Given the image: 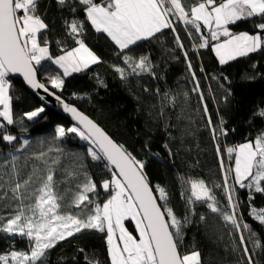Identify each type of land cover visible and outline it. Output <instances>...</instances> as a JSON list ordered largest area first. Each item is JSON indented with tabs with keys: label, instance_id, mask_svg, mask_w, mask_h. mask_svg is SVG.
I'll list each match as a JSON object with an SVG mask.
<instances>
[{
	"label": "trees",
	"instance_id": "1",
	"mask_svg": "<svg viewBox=\"0 0 264 264\" xmlns=\"http://www.w3.org/2000/svg\"><path fill=\"white\" fill-rule=\"evenodd\" d=\"M185 2L194 5L197 0ZM37 11L48 25L45 39L53 57L64 55L65 51L78 46L68 27L75 20L84 25L80 38L101 60V63L67 77H63L57 66L45 61L48 67L46 71L38 73L39 82L51 88L50 77L61 75L64 79L63 89H51L66 103L73 104L91 118L117 144L123 145L138 160L145 161L150 186L155 188L159 185L166 189L168 206L182 224L187 217L188 222L182 228L184 238L180 244L181 251H199L202 264H247L248 258L243 253L244 247H247L253 264H264V226L250 214L252 207L257 211L264 209V193L240 188L235 184L234 173H227L229 185L234 188L233 199L239 204L237 214L240 222L249 224L259 241V247L254 249L253 239L249 238L247 231L226 225L218 214L212 213L204 204L196 202L189 205L190 184L186 182L204 180L220 205L231 212L223 187L226 173L221 168V160L225 169L234 167V161L228 158L226 149L254 140L264 133V117L258 115L264 109V51L221 65L212 51V46L218 41L211 40L208 30L202 29V33H196L191 25H185L173 17L176 32L165 29L157 34L158 39L141 42L128 52L137 60L147 56L153 65L154 75L132 74L127 80H122L114 66L131 72L124 64L123 54L118 55L120 50L106 34L96 33L86 21L84 6L79 4V0H69L64 7L58 5L57 0H39ZM259 22V18H252L228 27L233 34H256L259 31L256 23ZM201 35L209 39L206 48L198 47ZM176 36H179L183 49L178 46ZM189 63L192 64L191 71L188 69ZM9 80L12 84L10 94L13 97L14 118L22 123L7 126L6 134L18 138L12 144L2 140L5 133L0 131V174L8 171L11 155L19 157L17 161L23 167H29L32 161L33 165L43 168V162L35 159L43 152L47 154L45 159L49 164L60 169L55 172L57 179L63 178V169L71 167L87 172L98 186V195H89L102 205L109 194L100 185L110 179L111 172L87 155L89 144L86 141L73 133L63 138L56 137L57 126L65 129L73 127L61 115L45 107L40 117L28 121L24 114L43 105L20 81L10 77ZM197 83L200 85L199 93L194 91ZM165 93L169 99L163 101L164 115H161V97ZM200 94L204 97L203 103ZM173 98L174 103H170ZM204 104L209 109L208 115L213 125L218 129L216 139H213L207 124ZM0 123L6 122L0 118ZM220 127L226 130V135L219 132ZM24 140L29 141L27 147L17 151ZM218 146L221 149L219 154ZM57 157L60 165H52L51 161ZM154 194L158 196V193ZM250 194L254 198L249 199ZM0 204L3 202L0 201ZM12 206H0V216L10 215L15 208L13 203ZM201 216L205 219L201 220ZM124 223L128 231L138 238L133 221L129 219ZM241 235L245 237L244 244L240 242ZM80 249H84V252ZM12 250L29 251L28 240L0 233V254ZM85 255L99 261V264H110L106 232L85 230L58 243L48 251L47 264H87Z\"/></svg>",
	"mask_w": 264,
	"mask_h": 264
},
{
	"label": "snow or ice",
	"instance_id": "2",
	"mask_svg": "<svg viewBox=\"0 0 264 264\" xmlns=\"http://www.w3.org/2000/svg\"><path fill=\"white\" fill-rule=\"evenodd\" d=\"M68 2L69 0H57L61 7ZM38 4L39 0H0V118L6 122L0 123V131L5 133L2 134V140L12 144L18 139L6 133L8 125L22 123L14 118L13 97L10 94L12 84L9 80L11 75L19 74L32 89H43L49 96H53L63 107V111L76 121L77 126L67 129L57 126L56 137L63 138L68 133H73L89 144L87 155L111 172L110 179L104 180L100 185L109 195L102 205L97 203L89 195H98L97 183L87 172L77 171L74 167L63 169V178L57 179L55 172L60 169L49 164L45 159L46 153L42 152L35 157L43 162L44 167L34 165L29 173H22L16 164L19 157L11 155V172L0 174V201L3 202L0 206L11 207L12 202H15V208L8 217L0 216V233L7 234L8 237L26 238L29 251L12 250L7 254H0V264H47L49 250L85 230L106 232L110 264H202L199 251H181L180 244L184 238L182 228L188 222L187 217L182 224L181 219L168 206L166 189L159 185L155 188L150 186L145 161L138 160L76 107L65 103L59 95L38 81V73L47 70L45 61L61 69L63 77L101 63L100 58L80 38L84 25L75 20L68 27L78 46L65 51L64 55L53 57L45 39L48 25L38 14ZM79 4L84 6L86 21L95 32L106 34L120 50L118 55L123 54L124 64L131 72L114 66L122 80H127L132 74L154 75L153 65L147 56H141L137 60L128 52L141 42L158 39L157 34L165 29L176 32L173 17L185 25H191L196 33L207 29L213 41L226 37L212 46L221 65L238 57L264 51V0H197L194 5H188L185 0H79ZM72 10L75 11L74 8ZM252 18H259L261 21L256 23L258 33L233 34L229 30V25ZM200 39L199 48L209 46L208 38L201 35ZM176 42L183 49L179 36H176ZM185 58L188 59L187 52ZM188 69L192 70L191 63L188 64ZM193 79H196L195 73ZM50 84L52 89L62 90L64 79L61 75L51 76ZM199 89L200 85L197 83L194 91L199 93ZM168 99L167 93L161 97V115H164L163 101ZM200 100L203 103L202 94ZM170 103H174V98ZM44 111L42 106L24 115L28 121H32ZM203 112L208 116L207 124L213 139H216L218 129L208 115L206 104ZM258 115L264 117V109ZM223 123L221 118V124ZM219 132L227 134L222 127ZM28 143V140H24L16 150L22 151ZM169 152L171 154V150ZM220 152L218 146L217 153ZM226 152L228 158L234 161V167L225 169L221 160V168L226 173L223 187L231 212L220 205L202 179L186 181L190 184L187 203L204 204L212 213L218 214L226 225L247 231L249 238L253 239L255 249L259 247V241L250 225L240 222L237 214L239 204L233 199L234 188L229 185L227 173L234 172L235 184L240 188L264 193V133L254 140L228 147ZM51 164L60 165L59 158L53 159ZM61 184L64 185L63 188L60 187ZM154 193H158V196ZM252 198L254 197L250 194L249 199ZM250 214L264 226V209L257 211L252 207ZM129 219L135 222L138 238L125 227L124 222ZM200 219L204 220L205 217L201 216ZM240 242L245 243L243 235L240 236ZM79 251L84 252V249ZM243 253L248 258L247 264H253L247 247H244ZM85 260L87 264H99V261L89 259L87 255Z\"/></svg>",
	"mask_w": 264,
	"mask_h": 264
},
{
	"label": "water",
	"instance_id": "3",
	"mask_svg": "<svg viewBox=\"0 0 264 264\" xmlns=\"http://www.w3.org/2000/svg\"><path fill=\"white\" fill-rule=\"evenodd\" d=\"M10 78L15 79L20 81L22 84H24V86L26 87L27 91L32 94L33 96L36 97V99L38 100V102L44 106V108H48L51 111H53L54 113L61 115L63 118H65L66 120H69L70 123L73 126H77L76 125V121H74L71 117V115L69 113H66L63 111V107L55 100V98L53 96H49L47 93H45L43 91V89H32L23 79L22 76H20L19 74H13L10 76ZM37 79H38V75H37ZM39 81V80H38ZM50 91L54 92L51 88H49ZM56 95H58L56 93ZM41 97H44L45 99H41ZM50 102V103H49ZM66 103V102H65ZM67 104H69L70 106L75 107L73 104H70L67 102ZM78 111H80L79 109H77ZM81 112V111H80ZM82 113V112H81ZM86 115V114H84ZM87 116V115H86ZM88 117V116H87ZM89 118V117H88ZM91 119V118H89ZM92 120V119H91ZM93 121V120H92ZM94 122V121H93ZM95 123V122H94ZM98 125V124H97ZM99 126V125H98ZM100 127V126H99ZM101 128V127H100ZM102 129V128H101ZM103 130V129H102ZM104 131V130H103ZM105 132V131H104ZM106 133V132H105ZM109 136V135H108ZM110 137V136H109ZM111 138V137H110ZM115 142V141H114ZM155 195V194H154Z\"/></svg>",
	"mask_w": 264,
	"mask_h": 264
},
{
	"label": "rangeland",
	"instance_id": "4",
	"mask_svg": "<svg viewBox=\"0 0 264 264\" xmlns=\"http://www.w3.org/2000/svg\"><path fill=\"white\" fill-rule=\"evenodd\" d=\"M240 34V33H239ZM220 38H224V39H226V37H220ZM223 39V40H224ZM223 40H220V41H218L217 43H219V42H221V41H223ZM214 53V52H213ZM215 54V53H214ZM216 56V55H215ZM217 58V57H216ZM217 60H218V58H217ZM219 62V61H218ZM50 86H51V84H50ZM35 119V118H34ZM16 164H17V166H18V169L22 172V173H29V172H31L32 171V168H33V164H32V161H31V163L29 164V167L28 166H24L23 167V165L20 163V162H18V161H16ZM41 164V163H40ZM36 165V164H35ZM3 171V170H2ZM4 173H5V170L3 171ZM6 172H11V164H10V166H9V169H8V171H6ZM234 173V172H233ZM5 180H7V176L5 175ZM96 200V199H95ZM96 202L98 203V201L96 200ZM14 205H15V202H12ZM13 207V206H12ZM14 209V208H13ZM76 211V210H75ZM13 213V212H12ZM12 213H10V214H12ZM9 216V215H8ZM7 216V217H8ZM132 221V220H131ZM133 224H134V226H135V222L133 221ZM135 231H136V228H135ZM137 232V231H136ZM137 235H138V233H137Z\"/></svg>",
	"mask_w": 264,
	"mask_h": 264
},
{
	"label": "crops",
	"instance_id": "5",
	"mask_svg": "<svg viewBox=\"0 0 264 264\" xmlns=\"http://www.w3.org/2000/svg\"><path fill=\"white\" fill-rule=\"evenodd\" d=\"M77 47V46H76ZM61 70V69H60ZM62 71V70H61ZM118 235V234H117Z\"/></svg>",
	"mask_w": 264,
	"mask_h": 264
}]
</instances>
